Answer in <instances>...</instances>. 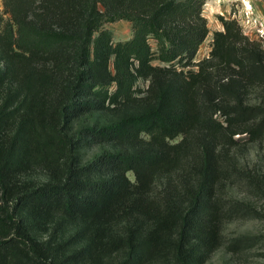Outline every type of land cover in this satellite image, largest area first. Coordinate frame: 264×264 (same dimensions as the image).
Listing matches in <instances>:
<instances>
[{"label": "trees", "instance_id": "trees-1", "mask_svg": "<svg viewBox=\"0 0 264 264\" xmlns=\"http://www.w3.org/2000/svg\"><path fill=\"white\" fill-rule=\"evenodd\" d=\"M4 4L0 264L204 263L246 212L229 189L246 176L236 135H264V41L218 15L195 60L204 0ZM121 19L134 35L114 43ZM94 111L115 119L89 142L116 149L82 163L66 126Z\"/></svg>", "mask_w": 264, "mask_h": 264}, {"label": "rangeland", "instance_id": "rangeland-1", "mask_svg": "<svg viewBox=\"0 0 264 264\" xmlns=\"http://www.w3.org/2000/svg\"><path fill=\"white\" fill-rule=\"evenodd\" d=\"M251 6V20L246 16L247 7ZM203 14L207 17L209 33L200 46L195 60L208 56L214 31L223 29L218 15L234 17L239 20L244 31L252 38L264 41V0H204ZM10 14L6 11L4 0H0V28L6 29ZM254 19L257 21L254 22ZM104 27L112 33L113 42L133 38L132 24L128 20L107 22ZM153 49L155 41L151 39ZM154 64H161L154 60ZM138 87L144 88L147 81L138 80ZM115 88L112 84L110 90ZM115 117L111 112L94 111L72 119L66 126L69 136L78 141L75 153L82 163L90 161L104 151H112L113 144L89 142L85 129L91 126H101L110 123ZM84 128V135L81 134ZM240 143L236 154L246 176L240 186L229 189V196L245 204L246 212L233 220L221 224V244L202 264H264V135L259 141H249L248 135H236ZM84 138V139H83ZM91 139V138H90ZM129 176L134 179L132 172Z\"/></svg>", "mask_w": 264, "mask_h": 264}, {"label": "built area", "instance_id": "built-area-1", "mask_svg": "<svg viewBox=\"0 0 264 264\" xmlns=\"http://www.w3.org/2000/svg\"><path fill=\"white\" fill-rule=\"evenodd\" d=\"M247 10H248V11H246V16H247V18H249V17H251V15L253 14V10L251 9V6L247 7ZM248 20H249V22H250V21L253 20V19L249 18ZM256 21H257V20L254 19V22H256Z\"/></svg>", "mask_w": 264, "mask_h": 264}]
</instances>
